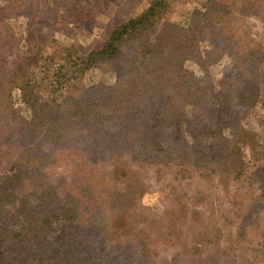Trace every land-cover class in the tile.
<instances>
[{
  "label": "rangeland",
  "instance_id": "obj_1",
  "mask_svg": "<svg viewBox=\"0 0 264 264\" xmlns=\"http://www.w3.org/2000/svg\"><path fill=\"white\" fill-rule=\"evenodd\" d=\"M151 2L0 0V30L10 31L8 55L18 60L38 48L47 53L73 48L83 55L99 50L121 21L139 16ZM75 3L82 13L74 11ZM263 6L264 0H170L139 46L131 41L118 60L88 70L73 88L58 93L61 98L52 102L58 107L50 115L38 114L23 132L27 148L43 155V178L31 192L55 193L39 214L61 208L54 226L62 225L70 235L74 226L57 216L63 208L74 210L83 253L95 256L94 264H264V97L251 101L246 83L264 89V61L252 66L245 56L247 49L264 47ZM153 44L159 49L151 61L134 63L132 53L136 60L143 58V47ZM44 64L39 63L34 78L48 101L46 84L53 81L39 72ZM255 73L262 79L253 80ZM214 105L230 112V126L207 137V151L224 147L231 156L237 150L235 158L248 169L259 154V171L241 179L223 172L224 165L231 166L222 151L209 172L195 166L196 148L205 136L196 143L193 136L201 135L199 123ZM0 108L4 117L16 112L17 122L31 120L18 89L0 91ZM179 121L190 135L176 133ZM10 168L0 166V186L11 178ZM27 201L17 195L16 209ZM93 222L104 224L105 241L100 230L89 233ZM121 223L131 224L134 234L141 230V240L151 239L156 255L130 256L129 242L109 229ZM171 224H179L176 229L185 236L174 240V247L166 245L175 236ZM47 244H58V238L51 235Z\"/></svg>",
  "mask_w": 264,
  "mask_h": 264
},
{
  "label": "trees",
  "instance_id": "obj_2",
  "mask_svg": "<svg viewBox=\"0 0 264 264\" xmlns=\"http://www.w3.org/2000/svg\"><path fill=\"white\" fill-rule=\"evenodd\" d=\"M169 2L170 0H152L147 9L139 16L121 21L117 28L108 34L103 46L99 50L91 51L83 55H79V52L74 51L73 48H61L58 52L52 53H47L40 50V48H36L37 50L34 51L31 49L25 53V57L18 60L8 55L11 53L10 48L13 43V37L10 31L0 30V71L1 69L6 71L5 74L0 75V89L4 91L18 89L22 102L31 110V120L28 122L24 120L17 122L16 112L15 114L10 113L11 117L6 118L10 114L4 117L5 110L0 108V118H3L0 119V166L3 163L11 165L10 171L13 172L12 176H10L11 178H8V181H5V184L0 186V264H76L79 262L81 264H85L84 262L90 264V261L91 264H94L95 256L93 259L87 258L85 255H91L83 253L86 245L80 241L81 235L83 236V231L78 225L74 210L71 208H63L62 211L64 212L57 216H64L67 224L74 226L73 230H68L71 231L70 235L67 234L66 228L64 227V229L62 225L54 226L53 216H56L61 208H53L51 210L52 215L39 214L42 210L47 209L49 200L55 193L51 190L48 193L31 192V188L34 189L42 181L41 178H43V171L40 164L43 155L33 149L27 148L29 140L23 132L31 128L33 119L38 114L44 113V115H50L52 107H58L56 103L61 98L58 93L73 88L72 85L88 70L94 68L96 65L107 62L113 63L118 60L124 54L123 47L131 41H137L136 43L139 46L143 35L166 14L169 8ZM83 10L84 8L80 9V6L75 3L74 11L82 13L81 11ZM30 40L34 41V39ZM261 47L247 49L248 53L245 54L248 59L247 63H254L252 66H256L258 60L264 61V47ZM143 48L146 56L139 58L143 60H136L132 53L134 63L140 64L151 61L149 57L158 53L157 50L159 49L157 44L151 46L145 45ZM256 56L257 58L254 59L253 57ZM43 60L45 64L39 72L43 71L46 81H53L46 84L47 94L51 97L48 101H44L40 96V94L44 95V92L40 93L41 90L38 87V80L34 78V72ZM242 61L244 62V60ZM233 65L234 67L237 66V64ZM157 68L159 70L162 69L161 66H157ZM239 68L240 66L238 64L236 69ZM154 75L158 74L156 73ZM260 75L255 73L253 80L262 79ZM246 83L249 90H251L248 94L251 101H253L252 98L257 96L264 97V89L259 87L260 84ZM40 87L42 86L40 85ZM40 89L44 90L43 87ZM223 91L220 90L218 92L221 94ZM139 92L141 91L139 90L137 93ZM209 93H212V90H209ZM242 100L244 101L243 98ZM213 108L211 109L212 113L206 115L205 121L199 123L201 126V135L199 137L193 136L195 139L194 143L200 142L198 139H202L205 136V139L200 143V147L196 148L200 151V154L198 155L195 166L200 171L206 170L209 172L208 167L210 164L221 156L222 160H226L228 162L227 165L231 166L224 165L222 171L228 174H234L235 178L239 177L238 179H241L248 174L247 172L252 170L259 171L260 167L262 168V164L259 163L261 157L259 154H257L252 167L248 169L240 158H235V154L238 153L237 150L231 153L232 157L223 151L225 150L224 147L222 149H216L215 151H207V145L204 144V141L208 139L207 137L218 135L225 127L230 126L227 119H231L229 116L230 112L221 111L219 109L221 107H217L216 105ZM235 117L233 118L234 120ZM174 127L176 133L183 134L184 136L185 134L190 135L186 130L189 128L184 122L179 121ZM5 129L6 131L2 133ZM244 138H247V136L244 135ZM237 140H239V137ZM219 146L222 145L219 144ZM221 151L222 154L216 156ZM132 156L135 158L140 157L137 152H132ZM10 158H12V162L9 160ZM222 163L219 161L217 165H221ZM14 166H16V169ZM215 169V167H212V171ZM200 171L196 173H200ZM249 174H253V172ZM19 194L29 199L20 211L16 209L17 195ZM55 224L58 225V223ZM103 225L98 223L94 224L93 222L89 226H92L94 229L89 230V233L93 230H100L104 235L106 230L104 227H100ZM178 225H170L173 232L175 231V236L166 244L170 247L176 246L177 241L174 240H178L183 235L182 229L180 231L176 229ZM109 229L115 237H124L125 242H129L128 249L131 253L129 254L130 256L137 254L140 257L149 258L151 255H156V246L150 241L151 239H148L147 242L141 240V236L139 235L141 230L137 234H134L135 228L131 224H111V228ZM57 231L59 232L58 235ZM51 235L56 236V239L58 238V244H47V238ZM168 235H170V232H168ZM107 236L108 234L101 236L102 240L105 241ZM192 237L195 239V236ZM184 238L185 236L183 235ZM193 250L199 251L198 248H194ZM187 251L190 250L187 249ZM200 251L203 252L202 248H200ZM171 257L172 260L176 261L177 253L173 252Z\"/></svg>",
  "mask_w": 264,
  "mask_h": 264
}]
</instances>
